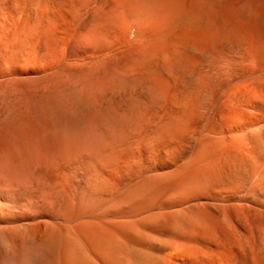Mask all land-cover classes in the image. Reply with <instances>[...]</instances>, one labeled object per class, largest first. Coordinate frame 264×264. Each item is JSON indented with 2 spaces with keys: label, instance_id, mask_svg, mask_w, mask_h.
<instances>
[{
  "label": "bare ground",
  "instance_id": "6f19581e",
  "mask_svg": "<svg viewBox=\"0 0 264 264\" xmlns=\"http://www.w3.org/2000/svg\"><path fill=\"white\" fill-rule=\"evenodd\" d=\"M0 264H264V0H0Z\"/></svg>",
  "mask_w": 264,
  "mask_h": 264
}]
</instances>
